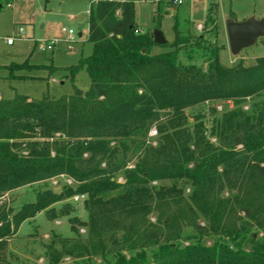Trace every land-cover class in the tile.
Here are the masks:
<instances>
[{"label": "trees", "instance_id": "trees-1", "mask_svg": "<svg viewBox=\"0 0 264 264\" xmlns=\"http://www.w3.org/2000/svg\"><path fill=\"white\" fill-rule=\"evenodd\" d=\"M205 28L217 36L213 7ZM88 41L92 53L67 69L72 80L86 70L91 80L87 90L74 87L72 94L59 98L16 94L0 100V197L61 175L77 183L57 193H37L36 202L16 214L0 205V264H9L6 241L26 219L46 210L54 220L58 216L49 207L64 197L87 194L102 202L101 196L117 189L123 193L107 202L120 229L104 236L93 221V232L82 244L68 249L62 241L59 251L52 234L48 264L76 252L82 259L111 256L107 264H264V104L253 117L224 115L212 129L216 143L198 119L190 126L186 114L205 103L263 93L264 56L251 66L224 67L216 41L177 25L171 50L153 54V33L139 30L133 1L92 3ZM6 69L9 78L26 79L15 72L57 68L27 60ZM155 125L157 146L145 139ZM133 139L143 143L129 169L123 162L129 150L125 140ZM112 141L117 147H111ZM164 179L173 184L152 186ZM184 185L190 188L188 196ZM72 210L62 206L59 216L69 217L78 235L82 222L70 217ZM151 214L157 227L147 220ZM183 227L195 232L196 243H179ZM208 236L214 239L211 247L203 242Z\"/></svg>", "mask_w": 264, "mask_h": 264}, {"label": "rangeland", "instance_id": "rangeland-1", "mask_svg": "<svg viewBox=\"0 0 264 264\" xmlns=\"http://www.w3.org/2000/svg\"><path fill=\"white\" fill-rule=\"evenodd\" d=\"M95 1L0 0V100L11 99L16 94L33 100H39L44 96L59 98L62 95L72 94L74 87L82 90L89 88L91 80L86 70H80L72 80L67 69L77 65L81 58L92 53L93 45L88 41V21L90 6ZM129 1L134 2L136 24L146 33H153L155 29L160 30L167 41L164 46L155 45L152 50L153 54L171 50L170 45L175 39V26L177 25L181 31L196 36L203 33L211 41H216L220 49L219 62L224 67H233L240 62L251 66L257 58L264 56V37L237 55L231 52L227 37V26L231 21L241 22L251 18H263L264 0H183V4L177 7L168 0H161L159 1L163 6L161 15L153 12V3L157 0ZM211 7H213L218 23L216 37L209 34L208 29L205 28ZM80 17H84V20H80ZM199 25L203 26L201 32L198 31ZM20 28L23 29V33L9 45L7 39L13 36L18 37ZM63 29L74 32L73 42H68V36ZM53 41L56 43L52 50H41V46H46ZM71 46H73L72 49ZM27 60L32 65L52 66L57 69L17 71L15 75H27L29 78H9V71L6 67L13 64L20 65ZM262 104H264V92L239 101L205 103L194 110H187L186 114L190 126L198 119L204 125L208 139L216 143L215 137L211 136L212 129L224 115L243 113L247 117H253ZM161 117L165 119L164 113ZM156 130L155 125L146 135L147 144L157 146L159 135L153 133ZM125 141L129 145V150L123 162L127 168L132 169L138 160L139 147L143 139L131 140L134 143L129 140ZM116 143L117 141H112L111 147H117ZM119 159L121 160V157ZM118 182H123L121 177L118 178ZM172 184V181L164 179L153 182L152 186L168 187ZM65 185L74 187L77 183L65 175L35 182L6 192L0 197V205L16 214L23 205L35 203L37 193L46 190L59 192ZM183 188V195L188 196L189 186L184 185ZM122 193V189L109 192L101 196L102 202L89 200L87 194H85L86 198L80 201H74V196L64 197L63 201L49 207L58 216L56 219H48L46 210L26 219L16 234L6 241L7 249L4 253L7 261L9 264H48L46 246L52 243V234L56 236L54 238L55 247L58 251L62 249V241L66 248L70 249L73 245L82 244L88 234L93 232V221L98 231L104 236L119 230L121 223L118 221L117 213L107 201ZM228 194L229 192H225V196ZM62 206L71 207L73 210L70 217H77L82 222V225L78 226V235L72 232L69 217L59 216ZM11 219L10 216L9 220ZM124 219H127L126 214ZM147 220L157 227L154 214L149 215ZM200 222L204 224L202 219ZM196 237L191 228L183 227L182 239L179 243L182 246L196 243ZM203 242L206 247H211L214 239L208 236ZM78 253H75L76 256L79 255ZM76 256H64L59 264H107L113 261L111 256H108L107 260L93 256L82 259Z\"/></svg>", "mask_w": 264, "mask_h": 264}, {"label": "water", "instance_id": "water-1", "mask_svg": "<svg viewBox=\"0 0 264 264\" xmlns=\"http://www.w3.org/2000/svg\"><path fill=\"white\" fill-rule=\"evenodd\" d=\"M227 37L231 52L234 55L239 54L243 49L252 46L258 39L264 37V17L241 22L231 21L227 26ZM153 38L157 45L167 43L163 33L158 29L153 31ZM54 192L58 191L54 190Z\"/></svg>", "mask_w": 264, "mask_h": 264}, {"label": "built area", "instance_id": "built-area-1", "mask_svg": "<svg viewBox=\"0 0 264 264\" xmlns=\"http://www.w3.org/2000/svg\"><path fill=\"white\" fill-rule=\"evenodd\" d=\"M170 3H172V5L173 6H175V7H177V6H179V5H182L183 4V0H168ZM203 30V27L201 26V25H199L198 26V31H202ZM63 32H65L66 34H67V36H68V42L70 43V42H73V37H74V32L72 31V30H68V31H66L65 29H63ZM23 33V29L22 28H20L19 29V31H18V37H10V38H8L7 39V43L10 45V44H12L13 42H14V40L16 39V38H19L20 37V35ZM55 43L56 42H51V43H49L48 45H44V46H41L40 48H41V50L42 51H50V50H52L53 49V47H54V45H55ZM71 49L73 48V46H71L70 47ZM152 133V132H151ZM153 133H155V135H156V131H154ZM62 177H63V175H61ZM86 198V196L85 195H75L74 197H73V200L74 201H80V200H84Z\"/></svg>", "mask_w": 264, "mask_h": 264}, {"label": "crops", "instance_id": "crops-1", "mask_svg": "<svg viewBox=\"0 0 264 264\" xmlns=\"http://www.w3.org/2000/svg\"><path fill=\"white\" fill-rule=\"evenodd\" d=\"M98 0H96L95 2H92V3H96ZM117 1H129V0H117ZM159 1H161V0H157V1H155L153 4H154V6H153V12L155 13V14H157V10H158V3H160ZM162 5L160 6V8L162 9ZM80 20H84V17H80ZM136 22V21H135ZM218 24V23H217ZM203 27V26H202ZM139 30L140 31H142V32H144L140 27H139ZM201 32V31H200ZM80 36V35H79Z\"/></svg>", "mask_w": 264, "mask_h": 264}]
</instances>
